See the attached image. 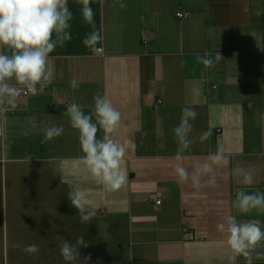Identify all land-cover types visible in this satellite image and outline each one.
Segmentation results:
<instances>
[{
	"label": "crops",
	"instance_id": "obj_1",
	"mask_svg": "<svg viewBox=\"0 0 264 264\" xmlns=\"http://www.w3.org/2000/svg\"><path fill=\"white\" fill-rule=\"evenodd\" d=\"M123 2L126 9L120 0H91L90 25L77 0H68L72 38L49 54L48 87L20 97L14 110L0 105V264H66L61 239L76 245L81 236L88 246L72 264L89 256L87 264H247L242 255L230 260L227 233L217 224L233 214L264 221V213L231 207L241 179L231 176L233 167L253 170L248 191L264 192V0ZM92 31L102 37L100 55L83 44ZM217 52L224 58L214 67L197 62ZM97 93L121 114L110 138L125 148L126 179L114 192L82 163L78 133L63 114L73 101L91 113ZM185 105L198 115L191 149L177 161L172 130ZM54 125L63 134L42 143L43 129ZM217 150L226 163L215 169L214 186L206 183L211 174L199 188L190 177L176 183L177 163L191 174ZM77 188L96 210L89 223L67 197ZM29 244L39 252L25 253ZM251 255L252 264H264V240Z\"/></svg>",
	"mask_w": 264,
	"mask_h": 264
},
{
	"label": "clouds",
	"instance_id": "obj_2",
	"mask_svg": "<svg viewBox=\"0 0 264 264\" xmlns=\"http://www.w3.org/2000/svg\"><path fill=\"white\" fill-rule=\"evenodd\" d=\"M81 7V14L86 24H93V10L91 0H77ZM121 9L127 4L120 0ZM72 12L68 7V0H0V105L9 109H16L20 105V96L37 95L44 92L50 82L51 72L47 70L49 54L57 47H64L72 36L68 29ZM102 39L101 35L92 31L86 35L83 44L90 48L93 54L100 55L103 49L97 47ZM224 57L220 52L212 57L205 53L197 57V62L205 69L215 66ZM20 86L19 88L17 87ZM39 86V87H37ZM72 90L79 87L77 80L69 81ZM94 108L85 114L81 105L76 102L66 104L64 115L69 118L70 126L78 133L79 147L83 155L82 163L97 183L103 185L108 192L119 190L125 182V174L121 170V161L125 156V148L110 138L119 125L121 114L113 108L106 95L97 93L93 97ZM194 107L185 105L181 109L180 122L173 128V138L177 145L175 159L181 161L184 153L191 149L193 141L190 134L197 117ZM103 131L101 138L98 131ZM64 132L62 125L50 126L43 129L42 143H47L60 137ZM211 136V130L200 134L203 142ZM226 163L223 152H210L202 164L195 166L191 174L180 163L174 168V175L178 185L191 178L193 187L199 188L204 176L211 177L206 181L208 185H215V169ZM232 177H239L240 187L237 188L232 201V209L241 215L252 211L264 213V192L259 190L249 192L248 188L254 183V172L243 167H233ZM67 197L71 205L78 211L80 222L89 223L95 216L96 210L84 203L83 192L80 189L71 190ZM264 221L260 219L238 220L236 215H229L223 222L217 224V229L227 233V244L233 255L230 260L238 256L245 257L247 264H252V251L264 240ZM78 246V247H77ZM83 236L73 245L66 239H61L59 251L66 264H72L80 258V248L87 247ZM24 252L35 255L39 246L29 244ZM90 259L85 257L84 261Z\"/></svg>",
	"mask_w": 264,
	"mask_h": 264
},
{
	"label": "built area",
	"instance_id": "obj_3",
	"mask_svg": "<svg viewBox=\"0 0 264 264\" xmlns=\"http://www.w3.org/2000/svg\"><path fill=\"white\" fill-rule=\"evenodd\" d=\"M176 16L179 18H183L185 15L183 12L178 11V12H176ZM144 43L147 44L148 42L144 41ZM17 87L19 88L20 86H17ZM216 89H217V85L208 86V89H207L208 97H211ZM31 96H34V95H32V94L24 95L22 93L20 97L25 98V97H31ZM157 203L160 204V201H158Z\"/></svg>",
	"mask_w": 264,
	"mask_h": 264
}]
</instances>
